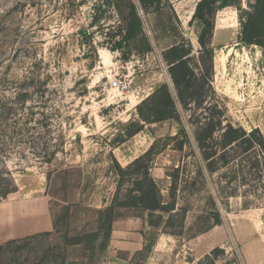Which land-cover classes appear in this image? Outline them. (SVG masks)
Returning <instances> with one entry per match:
<instances>
[{
    "label": "rangeland",
    "instance_id": "obj_1",
    "mask_svg": "<svg viewBox=\"0 0 264 264\" xmlns=\"http://www.w3.org/2000/svg\"><path fill=\"white\" fill-rule=\"evenodd\" d=\"M255 2L241 6L252 11ZM127 13L113 0H0V264H100L115 221L131 216L145 221L148 244L133 264H146L161 234L176 238L169 261L244 264L233 222L249 214L264 229V149L224 148L223 130L205 149L198 141L211 120L264 138L262 47L239 42V17L221 12L219 26L233 29H218L223 47L214 51L205 92L186 106L176 99L179 118L145 123L131 152L137 157L127 161L130 124L141 122L135 79L166 71L163 48L181 36L194 44L198 76L210 66L199 62L195 22L179 21L175 33L167 15L149 19L141 7L154 49L139 53L143 45L132 41L114 50ZM151 22L159 34L168 26L170 36L156 41ZM126 78L129 90L111 84ZM146 134L152 143L140 152ZM153 144L145 165L171 212L133 204L138 165H130Z\"/></svg>",
    "mask_w": 264,
    "mask_h": 264
},
{
    "label": "trees",
    "instance_id": "obj_2",
    "mask_svg": "<svg viewBox=\"0 0 264 264\" xmlns=\"http://www.w3.org/2000/svg\"><path fill=\"white\" fill-rule=\"evenodd\" d=\"M122 1L124 0H113V3L120 9L122 7L128 9V13L123 17L125 21L124 36L121 41L117 42L114 50L122 49L124 42L138 41L143 45V47L137 49L139 53L151 51L153 45L145 32L144 21L139 13V8L141 7L145 13L156 12L168 5L169 0H139L140 6L133 0H127V5L122 6L121 4L124 3ZM227 6H236L240 11V42L248 45H260L264 51V0H256L253 6L254 10L252 11L243 9L241 0H201L196 7L192 23L196 22L199 28L198 41L201 45L199 62L203 64L206 63V60H210V66H206V70L198 76L191 63V54L193 52L192 43L189 41L186 42L185 39L166 50L164 57L169 64V72L173 80L174 89L167 83H164L137 105L141 122L134 121L130 124L128 136L131 137L141 132L145 128V123L179 118L177 100L186 106L191 101L196 100V97L201 94V90H203V93L205 92V84L211 74L210 70L213 71L214 51L211 46V40L214 33L215 14L218 10ZM204 54L206 55L205 58L203 57ZM127 58L129 57L125 56V59ZM202 69H204L203 66ZM174 92L177 97L174 95ZM201 128L202 130L199 133L198 141L202 149L207 147V139L211 138L212 133L214 134L217 130H223L222 140L224 148L229 146L233 147V144H236L245 146L246 150H249L255 145H260L264 149V138L261 136V139H259L256 136L259 132L258 129L247 132L244 128L234 127L231 124L223 127L221 120L218 122L211 120ZM154 149L155 144L130 165V168L138 165V168L134 172L138 176L135 179L137 187L132 188L130 192L137 191L140 193V196H132V198L129 194L128 198L134 200V205H143L152 211L160 209L171 212L175 209L174 204H163L160 188L150 176L148 166L146 167L145 165L146 160L153 154ZM212 156L213 154H206L207 159ZM117 199H119V194L116 196ZM121 203H125V201L123 200ZM113 209H110V222L113 218ZM220 223V219L216 221V225ZM109 237H111V233ZM146 249H148V244L145 245L142 251ZM142 251L137 252L135 255L141 254Z\"/></svg>",
    "mask_w": 264,
    "mask_h": 264
},
{
    "label": "crops",
    "instance_id": "obj_3",
    "mask_svg": "<svg viewBox=\"0 0 264 264\" xmlns=\"http://www.w3.org/2000/svg\"><path fill=\"white\" fill-rule=\"evenodd\" d=\"M201 0H169L168 6H164L162 9L156 12L145 13L149 15V19L151 15L166 17V15L170 18L168 20L169 25L174 28L175 33H178L177 25L179 21L183 24H190L192 25V19L194 13L196 11V7ZM221 12L227 13L229 15H236L239 17V22L241 24V17L240 11L236 6H227L223 9H220L216 12L214 18V33L211 40V46L213 47V51L217 50L218 48H222L223 44H218V29L229 30L233 29L232 26H219L218 22V15ZM226 19V18H225ZM229 22V21H228ZM196 23V22H195ZM151 35L155 38L156 41L164 39L167 36H170V29L168 26L165 27L164 31L157 32V27L153 22H151ZM197 26V23H196ZM164 28V27H163ZM198 33L199 28L197 26ZM226 33V32H225ZM177 35V34H175ZM240 35L239 34V42H240ZM166 39V38H165ZM184 37L177 41H174L167 45V47L163 48L162 52H165L173 45L179 44ZM234 38H230L232 41ZM198 41V35H197ZM192 43V42H191ZM199 44V53L201 50V45ZM153 45V44H152ZM194 48V44L192 43ZM154 49V45H153ZM214 56V54H213ZM142 78L135 79V89H133L134 97L138 98L136 103H140L142 100L147 98L151 95L158 87L162 84L167 83L172 89H174L173 80L171 74L169 72V64H167V70H163L160 73H143ZM133 79H131V82ZM175 95V92H174ZM145 133V132H144ZM139 133L134 135L132 139L129 140L131 145V151H127V154L124 158L129 161L137 157L131 156V152H137L138 145L134 144L138 143ZM143 136V135H142ZM141 136V137H142ZM149 134L145 135L146 141H148ZM142 139V138H141ZM132 140V141H131ZM149 142V141H148ZM128 143V142H127ZM128 143V144H129ZM152 143L149 142L144 149H140V152H144L148 149V147ZM129 146V145H128ZM247 213V212H246ZM145 221L140 217H126L121 218L115 221L114 227L111 233L110 241H109V256L107 259L100 263V264H133V257L134 255L142 251L146 245V238H145ZM232 232L234 234L235 240L237 241L238 245L240 246L242 260L244 264H264V229L260 225L259 220L255 218L253 215L243 214L242 218L237 219L236 222L232 224ZM176 238L169 235V234H161L154 246V251L148 258L146 264H183V262L178 261H169V257L172 256L176 247ZM186 264V262H185Z\"/></svg>",
    "mask_w": 264,
    "mask_h": 264
},
{
    "label": "built area",
    "instance_id": "obj_4",
    "mask_svg": "<svg viewBox=\"0 0 264 264\" xmlns=\"http://www.w3.org/2000/svg\"><path fill=\"white\" fill-rule=\"evenodd\" d=\"M130 83L131 82L128 80V78H126L125 80L114 79L111 81L113 87L118 88L122 91L129 90Z\"/></svg>",
    "mask_w": 264,
    "mask_h": 264
}]
</instances>
